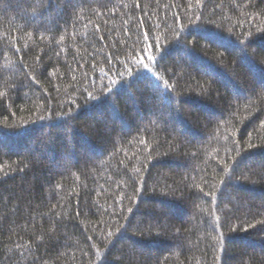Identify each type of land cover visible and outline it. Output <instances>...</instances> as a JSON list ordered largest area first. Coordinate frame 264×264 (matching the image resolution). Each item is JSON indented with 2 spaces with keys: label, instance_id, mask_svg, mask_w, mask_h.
I'll return each instance as SVG.
<instances>
[{
  "label": "trees",
  "instance_id": "trees-1",
  "mask_svg": "<svg viewBox=\"0 0 264 264\" xmlns=\"http://www.w3.org/2000/svg\"><path fill=\"white\" fill-rule=\"evenodd\" d=\"M0 264H264V0H0Z\"/></svg>",
  "mask_w": 264,
  "mask_h": 264
}]
</instances>
